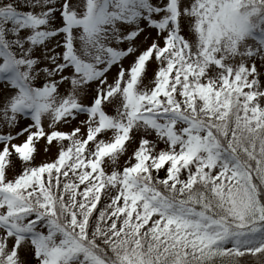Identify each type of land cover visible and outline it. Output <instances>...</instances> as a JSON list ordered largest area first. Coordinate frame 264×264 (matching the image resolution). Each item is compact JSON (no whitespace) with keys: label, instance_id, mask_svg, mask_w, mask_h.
Segmentation results:
<instances>
[{"label":"snow or ice","instance_id":"obj_1","mask_svg":"<svg viewBox=\"0 0 264 264\" xmlns=\"http://www.w3.org/2000/svg\"><path fill=\"white\" fill-rule=\"evenodd\" d=\"M0 264H264V0H0Z\"/></svg>","mask_w":264,"mask_h":264}]
</instances>
